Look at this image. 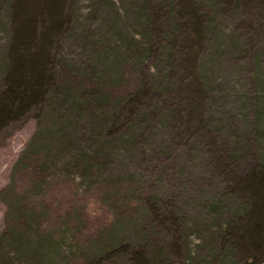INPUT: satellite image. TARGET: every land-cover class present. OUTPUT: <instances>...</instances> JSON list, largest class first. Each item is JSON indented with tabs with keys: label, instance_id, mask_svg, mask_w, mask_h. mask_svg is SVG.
<instances>
[{
	"label": "rangeland",
	"instance_id": "1",
	"mask_svg": "<svg viewBox=\"0 0 264 264\" xmlns=\"http://www.w3.org/2000/svg\"><path fill=\"white\" fill-rule=\"evenodd\" d=\"M196 1L205 33L199 45L187 51L174 22L178 0H66L70 24L54 40V74L70 70L59 67L60 56L75 58L79 67L87 65L97 75L99 69L112 72L109 60L124 56L126 44L136 36L146 49L137 69L146 70L145 64L152 69L147 79L157 91L145 99L135 118L119 117L117 124L122 123L127 133L122 136L121 131L111 137L101 130V119L91 117V105L68 111L72 92L62 84L56 86L58 94H48L45 110L33 109L6 127L0 133V230L10 227L23 204L41 203L48 212L35 210L32 227L58 238L55 257L63 261L75 251L76 235L81 246L98 240L91 233L104 229L111 219L100 206L107 194L105 201H116L109 206L118 207L121 221L113 224L115 233L133 235L139 224L147 225L139 207L146 196L148 201L170 202L174 213L189 219L198 214L210 219V203L221 201L224 217L237 222L241 199L230 192L235 178L253 161L257 165V157L264 167V0ZM12 4L13 0H0V82L14 29ZM187 53L194 56L192 67L183 66ZM189 84L198 87L196 121H188L184 109ZM49 109L56 116L70 114L69 128L61 136L69 135L75 142L70 140L60 151L53 149L60 134L48 132ZM98 147V153L106 152L104 157L87 160ZM46 157L51 162H45ZM80 159L85 168L79 167ZM95 161L98 164H92ZM103 182L109 191L98 188ZM114 190L118 197L113 200ZM121 203L136 209H125ZM218 256L225 264L239 263L229 249H221ZM222 262L215 259L211 264Z\"/></svg>",
	"mask_w": 264,
	"mask_h": 264
},
{
	"label": "trees",
	"instance_id": "2",
	"mask_svg": "<svg viewBox=\"0 0 264 264\" xmlns=\"http://www.w3.org/2000/svg\"><path fill=\"white\" fill-rule=\"evenodd\" d=\"M65 3L66 0H13L11 15L14 29L8 46L7 64L0 82V133L29 111L41 108L45 110L48 94L55 95L56 86L58 88L62 84L72 92L69 96L71 109L68 111L73 112L76 107L89 109L91 105L94 112L91 117L101 119V130L105 128L107 135L111 137L119 131L122 132L121 136L123 133L126 135L125 127H121L122 123L120 126L117 124L119 117L133 115L135 118L136 113L144 109L145 99L150 97L154 89L157 91V86L151 88L147 79L148 72L152 69L147 64L144 65L146 70L137 69L136 62L140 59L142 50L146 49L139 38L131 36V43L126 44V54L109 60L114 68L112 72L99 69L100 75H97L95 69H89L87 65L79 67L75 58L60 56L59 67L64 70L68 66L70 70L65 67V74H54L53 69L57 67L52 63L54 40L70 24ZM199 10L196 0H178L173 11L177 34L184 36V39L181 37V44L187 51L198 46L204 37L205 22ZM184 56L183 66L192 67L194 56L191 53ZM103 60L101 56L99 62L104 64ZM186 91L188 94L184 109H187V120L196 121L200 115L198 87L189 84ZM85 109L81 111L83 115ZM113 109L117 111H112ZM49 111L50 116L45 117L50 122L48 132L55 130V133L60 134L54 139L53 147L60 151L62 146H68L73 139L68 134L66 139L61 136L64 129L69 128L67 123L70 122V114L56 116L52 110ZM34 142L32 140L31 144ZM73 142L75 139L71 143ZM100 149L98 147L96 152ZM103 153L106 152L99 151L86 159L90 161L96 157L101 160ZM51 160L49 157L45 162ZM256 160L257 165L253 161L250 169L235 178V187L230 191L241 199L240 204L236 205L239 223L233 218L224 217L225 213L218 207L221 201L210 203L213 211L210 219L200 214L189 219L185 214L174 213L170 202L148 201L149 196H146L138 204L147 217V225L139 224L137 227L140 229L133 235L128 231L115 233L113 224L121 221L117 219L118 207L109 206L114 201H105L109 196L107 194L100 201V206L102 210L105 208L111 213V219H108L104 229L99 227L91 233L98 240L81 246L78 244L81 239L76 235L75 251L59 261L55 257L59 250L58 238L47 229L38 226L34 228L31 224L33 212L39 209L41 213L47 214L48 209L41 203L39 207L25 203L14 212L15 221L10 227L0 230V264H211L215 259L226 262L225 258H218L219 251L223 248L235 254V263L263 264L264 167L261 158L257 157ZM78 164L80 168H85L84 159H80ZM92 164L98 163L95 161ZM116 183L119 181L112 182L111 185ZM114 187L115 185L110 186V191ZM98 188L109 191L104 182ZM124 188L127 190L129 186ZM116 193L114 190L111 194L113 200L118 197L115 196ZM224 202L226 204L234 201ZM121 205L128 210L136 209V205ZM68 208L64 209L67 214L71 210V207ZM142 221L141 219L139 223Z\"/></svg>",
	"mask_w": 264,
	"mask_h": 264
},
{
	"label": "water",
	"instance_id": "3",
	"mask_svg": "<svg viewBox=\"0 0 264 264\" xmlns=\"http://www.w3.org/2000/svg\"><path fill=\"white\" fill-rule=\"evenodd\" d=\"M264 264V263H263Z\"/></svg>",
	"mask_w": 264,
	"mask_h": 264
}]
</instances>
